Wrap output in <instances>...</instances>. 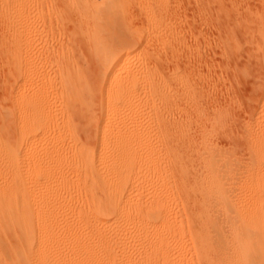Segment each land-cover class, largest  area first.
Here are the masks:
<instances>
[{
    "label": "bare ground",
    "instance_id": "1",
    "mask_svg": "<svg viewBox=\"0 0 264 264\" xmlns=\"http://www.w3.org/2000/svg\"><path fill=\"white\" fill-rule=\"evenodd\" d=\"M262 9L252 35L264 65ZM126 47L105 54L93 84L47 71L11 82V105L0 103V264L4 251L14 264H264V81L238 156L239 119L202 105L213 80L192 81L180 60L171 80L119 79Z\"/></svg>",
    "mask_w": 264,
    "mask_h": 264
},
{
    "label": "rangeland",
    "instance_id": "2",
    "mask_svg": "<svg viewBox=\"0 0 264 264\" xmlns=\"http://www.w3.org/2000/svg\"><path fill=\"white\" fill-rule=\"evenodd\" d=\"M95 5H98L97 8ZM263 5L264 0H0V99L2 98L0 103L7 107L11 105V100L7 99L10 98L11 82L17 77L18 80H21L22 75L29 72L47 71L55 81L67 79L65 81L67 83L93 84L96 81V75L100 72L99 69L101 70L102 66L106 67V64L102 65V63L108 61V52L111 54V49L113 50L114 47L118 51L120 48L121 51L123 47L127 46L126 41L130 39V45L124 50L128 54V61H123L125 63L121 62L122 64L118 63L115 66L118 78L123 79L130 75H136L140 79L142 78L143 83L153 85L157 82L155 79L157 76L164 79L171 76L175 69L173 66L176 67L177 60H180L183 65L181 70L186 71L187 69L186 72H190L192 81L195 79L194 82H196L204 76L199 82L202 85L204 83L203 87H206L209 80H213L216 84L213 91V88L209 89L212 93L208 91V88H203V90H207L206 92H209L208 94L212 97H205L208 104L216 102L217 106H214L216 103H211L212 105L209 107L207 101L202 100L203 108L208 107L209 111H214L216 107L218 110V106H220L221 110L224 109V115L226 113L232 120L233 118L235 121L237 119V122L239 119L240 126L234 125L232 120H229V124L232 123L233 127L239 126L237 128L242 130L234 132V134L240 132L238 134L240 140L232 136L228 137L229 139L219 137V140L222 141V147L225 145L226 149H230L231 144L228 141L232 139L233 145L235 139L234 142H238V144L233 146L238 145L240 152L233 149L238 151V156H241V153L246 154L245 147L241 148L245 143L241 141L245 131L242 129V125L244 122L246 124L247 120H251L256 112V102L260 98L261 86L264 81L262 56L256 49V39L253 40L255 32L258 31L257 15L262 13ZM100 6L102 8H99ZM253 32L254 35H252ZM118 44L122 48L118 47ZM187 47L190 52L200 50L201 55L205 56V61L202 64L198 61L194 63L195 57L190 60L188 57L186 58L187 54L183 56ZM31 50L37 52V55L34 54V58L31 55ZM51 55L53 56L51 57ZM184 57L186 61H190V65L194 64L195 68L193 64L191 65L194 70L200 69L195 70L197 72L194 71L196 76L192 75L193 71L189 69L191 66L188 62L181 61ZM183 63H187L185 67L188 65L190 67L183 69L185 68ZM195 73L199 74L200 78ZM169 78L165 80L172 79ZM76 80H80V82ZM206 92H204L205 95ZM257 98L258 100H255ZM204 101L205 104H203ZM145 102L144 106L147 109L145 110L148 112L151 105L146 99ZM184 107L190 112L195 109L193 107L190 109L185 105L181 108ZM252 112H254L253 115ZM153 113L151 110L145 116V119L148 118L144 122L147 128L155 127L154 124H157L156 115ZM248 114L251 117L248 118ZM240 118L244 120L243 123ZM245 124L244 128H246ZM231 128L226 130L227 133ZM242 132L243 136L240 135ZM227 133L224 136H227ZM235 135L237 136V134ZM240 143H243L241 147ZM243 154L242 157H244ZM8 237L11 236L8 234ZM9 241L7 240L8 245L13 243V241L10 243ZM5 252L3 253V257H5H1L2 264H14L10 254L6 253V256Z\"/></svg>",
    "mask_w": 264,
    "mask_h": 264
}]
</instances>
